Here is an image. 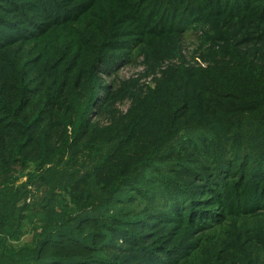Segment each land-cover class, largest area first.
Listing matches in <instances>:
<instances>
[{
	"label": "trees",
	"instance_id": "obj_1",
	"mask_svg": "<svg viewBox=\"0 0 264 264\" xmlns=\"http://www.w3.org/2000/svg\"><path fill=\"white\" fill-rule=\"evenodd\" d=\"M0 264H264V0H0Z\"/></svg>",
	"mask_w": 264,
	"mask_h": 264
},
{
	"label": "rangeland",
	"instance_id": "obj_2",
	"mask_svg": "<svg viewBox=\"0 0 264 264\" xmlns=\"http://www.w3.org/2000/svg\"><path fill=\"white\" fill-rule=\"evenodd\" d=\"M197 45V34L195 31H189L184 35V52H186L189 56L192 54L194 48ZM144 66L141 63V59L140 60H136L134 62L131 63H127V64H120L119 66L116 67V71L112 72L110 75L106 76L107 82H112L113 85L115 87V84L118 83V78L122 79V80H130L133 78H136L139 76V74L141 72H143ZM143 82L146 81L148 82V80L143 79ZM128 102H124V103H119L118 106L121 109H126V107L128 106ZM16 178H18L17 184H21L22 182H25L27 180V177L23 174H16ZM30 189L32 191V193L28 196V201L31 202V210H30V216H28L27 219H25L24 221V227L21 230V238L20 240L17 242L18 245L23 244L25 242H28L30 240H32L34 229L33 226H37V225H41L44 221V213L50 210V207H47V209H43L40 204L39 201L40 199L46 198L48 197V192H47V185L42 184L40 186H30ZM36 200V201H35ZM35 202V204H34ZM138 204V206H142V202L138 201L136 202ZM54 207L56 208V211H60V206L57 204H54Z\"/></svg>",
	"mask_w": 264,
	"mask_h": 264
},
{
	"label": "water",
	"instance_id": "obj_3",
	"mask_svg": "<svg viewBox=\"0 0 264 264\" xmlns=\"http://www.w3.org/2000/svg\"><path fill=\"white\" fill-rule=\"evenodd\" d=\"M23 175V173H21Z\"/></svg>",
	"mask_w": 264,
	"mask_h": 264
}]
</instances>
